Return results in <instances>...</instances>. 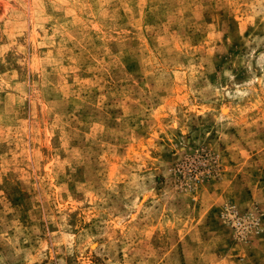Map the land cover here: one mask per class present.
Here are the masks:
<instances>
[{
	"label": "rangeland",
	"instance_id": "rangeland-1",
	"mask_svg": "<svg viewBox=\"0 0 264 264\" xmlns=\"http://www.w3.org/2000/svg\"><path fill=\"white\" fill-rule=\"evenodd\" d=\"M0 264H264V0H0Z\"/></svg>",
	"mask_w": 264,
	"mask_h": 264
}]
</instances>
